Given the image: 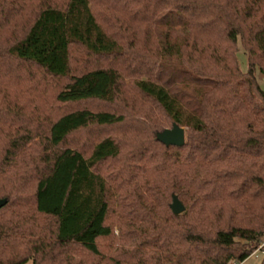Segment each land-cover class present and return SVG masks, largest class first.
<instances>
[{
	"label": "trees",
	"instance_id": "obj_1",
	"mask_svg": "<svg viewBox=\"0 0 264 264\" xmlns=\"http://www.w3.org/2000/svg\"><path fill=\"white\" fill-rule=\"evenodd\" d=\"M255 67L264 0H0V264H264Z\"/></svg>",
	"mask_w": 264,
	"mask_h": 264
},
{
	"label": "rangeland",
	"instance_id": "obj_2",
	"mask_svg": "<svg viewBox=\"0 0 264 264\" xmlns=\"http://www.w3.org/2000/svg\"><path fill=\"white\" fill-rule=\"evenodd\" d=\"M236 58H238L239 68L242 71V73L246 72L248 69V58H247L246 51L243 47V44L239 41L237 44ZM253 73L255 75L256 82H257L258 86L264 92V75L262 73H260V71H258L257 67H255V70ZM184 131H185V128H184ZM114 235H116V231H115ZM109 245L110 244H108L107 242L101 243V246H103V248H101V251L104 253V256H106V255L108 256L110 254V251H109L110 249H107ZM262 258H263L262 253L260 251H256L255 253L250 255L248 257V259L243 261L241 264H261ZM26 264H33V263L31 260H29V261H27ZM233 264H236V263H233Z\"/></svg>",
	"mask_w": 264,
	"mask_h": 264
},
{
	"label": "water",
	"instance_id": "obj_3",
	"mask_svg": "<svg viewBox=\"0 0 264 264\" xmlns=\"http://www.w3.org/2000/svg\"><path fill=\"white\" fill-rule=\"evenodd\" d=\"M184 137V127H180L177 124H173L171 128H166V130L156 135V139H158V141L161 142L163 145H171L177 147H182V145H184ZM5 202V200H0V208L5 204ZM171 202L172 203L170 204V208L173 214L179 215L184 212L185 207L182 205L181 202L178 201L175 195H172Z\"/></svg>",
	"mask_w": 264,
	"mask_h": 264
}]
</instances>
